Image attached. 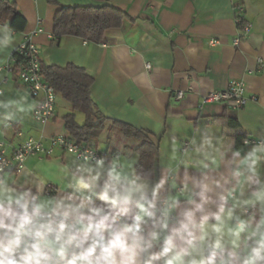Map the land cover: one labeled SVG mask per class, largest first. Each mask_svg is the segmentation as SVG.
I'll return each instance as SVG.
<instances>
[{"label":"crops","instance_id":"obj_1","mask_svg":"<svg viewBox=\"0 0 264 264\" xmlns=\"http://www.w3.org/2000/svg\"><path fill=\"white\" fill-rule=\"evenodd\" d=\"M7 1L14 3L19 14L14 23L22 28H15L9 16L0 15V40L7 35L12 38L9 45L0 46V65L30 37L39 46L42 65L72 64L92 77L90 96L107 120L90 145L79 143L104 154L121 152L138 160L139 140L125 136L113 121L125 123L143 130L157 144L154 173L159 174L182 157L194 155L193 149L207 136H213L214 142L234 140L237 132L246 138H264V0ZM103 4L120 9L126 19L119 27L106 30L100 41L53 35V18L60 5ZM246 23L251 24L247 33L242 28ZM232 80L245 83L243 107L202 103L203 95L226 89ZM177 91L183 93L179 99ZM24 96L32 105L30 110L9 109L11 119L5 120V110L0 109V143L6 153L27 138L45 145L53 135L75 140L65 117L72 114L74 122L82 125L85 115L81 111L73 110L57 93L55 116L39 123L33 115L37 100L15 74L9 75L0 99ZM229 118L238 126H230ZM72 157L54 149L47 156L29 155L19 171H10L14 177L36 171L51 176L55 183L58 166Z\"/></svg>","mask_w":264,"mask_h":264},{"label":"clouds","instance_id":"obj_2","mask_svg":"<svg viewBox=\"0 0 264 264\" xmlns=\"http://www.w3.org/2000/svg\"><path fill=\"white\" fill-rule=\"evenodd\" d=\"M26 107L27 96L0 99L5 120ZM193 152L159 174L121 152H82L55 183L14 177L0 159V264H264V138L207 136Z\"/></svg>","mask_w":264,"mask_h":264},{"label":"trees","instance_id":"obj_3","mask_svg":"<svg viewBox=\"0 0 264 264\" xmlns=\"http://www.w3.org/2000/svg\"><path fill=\"white\" fill-rule=\"evenodd\" d=\"M0 15L9 16L11 24L15 28H22V24L18 26L14 23L19 14L16 12L13 2L0 0ZM124 18L126 19V14L123 11L107 4L99 6L74 5L71 7L60 5L53 18V35L57 38L73 35L88 41H100L106 30L119 27ZM41 73L51 84L56 94H60L64 100L69 102L73 110H79L85 115L82 125L74 122L72 114L66 115V127L70 136L76 141L90 145L107 120L90 96L92 77L83 68L72 64L60 67V65L44 66L41 63ZM227 123L232 127L238 126L237 121L232 118H229ZM113 124L125 136L139 140L135 149L139 156L138 161L144 168L154 172L155 160L158 155L157 144L151 141L143 130L135 129L118 121H113ZM234 137L237 147L244 145L243 140L246 138L244 133L237 132Z\"/></svg>","mask_w":264,"mask_h":264},{"label":"built area","instance_id":"obj_4","mask_svg":"<svg viewBox=\"0 0 264 264\" xmlns=\"http://www.w3.org/2000/svg\"><path fill=\"white\" fill-rule=\"evenodd\" d=\"M236 10L241 11V6H236ZM240 18H237V23H240ZM251 27L250 23L242 26L243 31L247 33ZM38 32L42 31L39 27ZM0 72L3 76L0 78V95L3 93V85L8 81L9 75L15 74L32 97L37 102L34 108V118L39 123H45L55 116L56 93L51 84L44 78L41 73V57L39 46L35 44L30 37H25L15 48L14 52L9 56L8 60L0 65ZM241 80H232L228 87L224 90H216L206 93L202 96V103H225L233 108L243 107L247 101L245 96L246 87ZM182 91H177L175 97L181 98ZM253 143L260 140L246 138L245 142ZM54 149H59L74 156L82 152L92 151L98 155H105L89 145L79 143L67 136L53 135L48 139V144L45 145L42 141L33 138L25 139L22 144H19L11 153H6L3 144L0 143V159H5L9 162L10 170L19 171L23 167V161L29 155L40 154L47 156ZM17 156H23V160H17ZM7 171V170H6Z\"/></svg>","mask_w":264,"mask_h":264}]
</instances>
